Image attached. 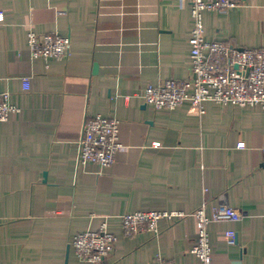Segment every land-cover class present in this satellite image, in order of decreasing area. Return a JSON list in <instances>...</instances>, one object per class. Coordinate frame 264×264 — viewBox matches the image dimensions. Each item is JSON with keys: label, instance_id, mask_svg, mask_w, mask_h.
<instances>
[{"label": "crops", "instance_id": "0c3cea01", "mask_svg": "<svg viewBox=\"0 0 264 264\" xmlns=\"http://www.w3.org/2000/svg\"><path fill=\"white\" fill-rule=\"evenodd\" d=\"M0 13V93L19 108L0 120V264H200L190 249L203 203L209 216L220 204L241 213L208 223L211 264H264V108L210 100L201 113L142 98L150 83L187 77L188 0H0ZM203 21L211 39L264 45V0L205 10ZM30 31L68 36L67 58H33ZM96 113L119 120L108 167L77 163L83 122ZM152 208L186 214L160 220L158 234L123 233L124 212ZM103 221L113 250L80 260L71 237Z\"/></svg>", "mask_w": 264, "mask_h": 264}, {"label": "built area", "instance_id": "2783aa9c", "mask_svg": "<svg viewBox=\"0 0 264 264\" xmlns=\"http://www.w3.org/2000/svg\"><path fill=\"white\" fill-rule=\"evenodd\" d=\"M193 17L190 34L189 71L181 81L169 77L148 84L143 92L144 102L154 109H173L189 102L199 112L204 111V102L214 101L221 106H252L264 108V45L261 47H237L209 38L204 29L205 10L227 9L237 4V0H188ZM0 19L2 14L0 13ZM28 47L33 58H67L70 39L54 33L30 31ZM24 89L29 87V76L22 77ZM7 92L0 93V120L8 118L19 108L8 101ZM152 144L157 145L158 142ZM243 147V142L237 144ZM121 149L119 140V120L96 113L87 116L77 138V163H94L108 167ZM264 151V148H263ZM181 210L167 208L137 209L121 215L122 230L126 236L141 231L154 234L160 232L159 221L168 224L185 216ZM196 219V236L190 252L200 264H211V245L207 225L220 219L238 220L241 213L237 208L220 204L213 208L209 216L205 204L193 212ZM229 242L235 241V231H226ZM116 235L103 221L96 230L77 232L71 237V246L80 260L101 262L113 250ZM156 264H175L172 260L156 258Z\"/></svg>", "mask_w": 264, "mask_h": 264}, {"label": "water", "instance_id": "95a60500", "mask_svg": "<svg viewBox=\"0 0 264 264\" xmlns=\"http://www.w3.org/2000/svg\"><path fill=\"white\" fill-rule=\"evenodd\" d=\"M96 69V65H94V70Z\"/></svg>", "mask_w": 264, "mask_h": 264}]
</instances>
